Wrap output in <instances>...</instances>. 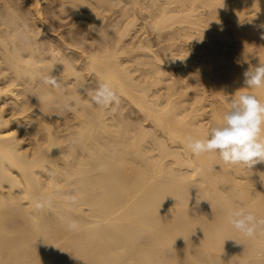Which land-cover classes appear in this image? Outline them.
<instances>
[{
	"label": "bare ground",
	"instance_id": "obj_1",
	"mask_svg": "<svg viewBox=\"0 0 264 264\" xmlns=\"http://www.w3.org/2000/svg\"><path fill=\"white\" fill-rule=\"evenodd\" d=\"M58 1L0 0V264H264V231L227 221L264 217V163L184 142L240 92L264 103L243 76L264 0ZM101 83L138 117L96 105Z\"/></svg>",
	"mask_w": 264,
	"mask_h": 264
},
{
	"label": "clouds",
	"instance_id": "obj_2",
	"mask_svg": "<svg viewBox=\"0 0 264 264\" xmlns=\"http://www.w3.org/2000/svg\"><path fill=\"white\" fill-rule=\"evenodd\" d=\"M243 76L248 88L264 87V63L250 67ZM43 82L60 87L55 76H45ZM90 95L96 105L106 109L120 103L117 92L109 83H101ZM184 142L196 157L217 153L224 164L243 165L252 175L254 166L264 163V103L254 94L240 92L232 99L222 123L211 127L204 138L189 135ZM260 175L264 182V173ZM200 201L197 197V206ZM227 221L236 232L247 238H254L258 232L264 231V217H257L244 207L229 208ZM231 240L241 244L239 240Z\"/></svg>",
	"mask_w": 264,
	"mask_h": 264
},
{
	"label": "rangeland",
	"instance_id": "obj_3",
	"mask_svg": "<svg viewBox=\"0 0 264 264\" xmlns=\"http://www.w3.org/2000/svg\"><path fill=\"white\" fill-rule=\"evenodd\" d=\"M44 1H45V4L47 5L48 0H47V1L44 0ZM46 2H47V3H46ZM49 2H50V0H49ZM51 2L54 3V1H52V0H51ZM60 2H61V1H60ZM58 3H59V1L57 0V2L55 1L54 4H55V5H58ZM74 16H75L74 19H72L73 16H72V18H71V19L73 20V22H74V21L76 22V25H74V27H76L78 24H79L78 28L81 27L80 25H82L84 22L79 21V20H82L83 18H81V17H83V16H82V15H78V16H77V15H74ZM77 17H78V18H81V19H78ZM112 18H113V17L109 18L110 20L108 19V21H109V22L112 21V23H114V19H112ZM75 19H76L77 21H76ZM111 19H112V20H111ZM67 20H69V19H67ZM78 21H79V22H78ZM80 22H82V23L80 24ZM110 23H111V22H110ZM139 23H141V20L139 21ZM82 26H83V25H82ZM140 26H141V25H140ZM143 30H144L143 32H145V31L148 30V29H147V27H145V29H143ZM161 55H162V58L164 59L163 54H161ZM120 100H121L120 103L123 101L122 105H123L124 107H123V110L121 111V113L123 112V114H120V113H119V115H121V116L124 117L125 119L129 118L130 116H131V118L133 117V118L136 119V118L138 117V114H136V113H133V114L130 113L131 111H132V112L134 111L133 106H132L130 103H128L130 106H129V105L127 106V102L124 101L125 99H123V100L120 99ZM125 103H126V104H125ZM124 104H125V105H124ZM125 107H126V108H125ZM129 108H130V110H129ZM131 108H133V110H132ZM127 109H128L130 112H129ZM125 110H126V111H125ZM126 112H127L130 116L128 115V116L126 117V114H127ZM134 112H135V111H134ZM118 117H120V116H118ZM122 117H120V118H122ZM133 118H132V119H133ZM128 120H130V118H129ZM133 120H134V119H133Z\"/></svg>",
	"mask_w": 264,
	"mask_h": 264
}]
</instances>
